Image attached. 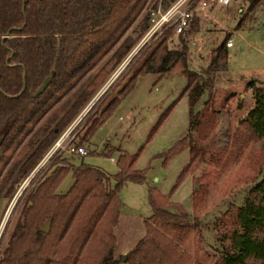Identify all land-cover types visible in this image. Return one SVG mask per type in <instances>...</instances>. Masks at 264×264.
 Returning a JSON list of instances; mask_svg holds the SVG:
<instances>
[{"label": "trees", "instance_id": "obj_1", "mask_svg": "<svg viewBox=\"0 0 264 264\" xmlns=\"http://www.w3.org/2000/svg\"><path fill=\"white\" fill-rule=\"evenodd\" d=\"M151 1L0 0V197L11 194L14 184L38 163L64 127L105 83L111 69L132 49L148 26L144 9ZM171 1L160 3L166 7ZM261 1L249 0L248 9H254ZM198 20L194 13L188 28L177 34L175 46L168 45L169 27L142 46L120 80L112 82L97 100L95 111L85 121L84 132L74 143L84 145L89 141L139 76L184 72L186 81L177 97H186L190 128L162 157L166 163L188 147L189 158L168 193L149 188L152 212L144 220V235L125 255L129 264H189L186 248L192 225L183 206L169 197L216 148L215 111L207 105L211 95L208 75L222 68L227 60L225 37L210 49L203 71L188 68L186 35L198 30ZM134 23L137 27L132 29ZM108 54L114 63L107 69L104 60ZM51 70V82L41 94L33 95ZM24 71L26 85L20 92ZM248 83L252 85L251 81ZM205 91L207 97L196 109L195 104ZM252 103L243 121L248 139L258 141L264 139V82L253 88ZM170 108L171 105L158 115L146 139ZM115 149L120 151L116 158L118 171L111 175L83 159L76 165L57 156L50 170L27 193L0 264H116L114 226L122 205L119 190L128 179L142 182L146 176L145 169L135 165L140 149L129 153L107 145L103 153L111 156ZM68 174L73 181L59 192L58 187ZM258 175L259 179L249 186L241 204L234 209L231 218L235 225L228 231L229 244L213 264H248L249 258L264 264V156ZM48 218L50 230L42 231L40 226Z\"/></svg>", "mask_w": 264, "mask_h": 264}, {"label": "rangeland", "instance_id": "obj_2", "mask_svg": "<svg viewBox=\"0 0 264 264\" xmlns=\"http://www.w3.org/2000/svg\"><path fill=\"white\" fill-rule=\"evenodd\" d=\"M155 2L158 0L149 2L144 13ZM248 2L249 0H228L225 4L210 3L204 10L197 8L194 13L199 19L198 30L189 31L186 35L187 66L196 71H203L211 48L225 37L232 40V45L226 47V64L208 75L211 78V95L207 105L215 111L216 148L206 154L205 160L176 186L169 197L171 201L179 202L183 206L192 225L189 247L186 248L189 264L215 262L222 249L229 244L227 235L235 225L231 218L234 209L241 204L249 186L259 179L258 169L264 156V139H248L243 116L253 105V88L264 82V0L251 10L248 9ZM135 27L136 23L132 29ZM130 32L133 36L136 35L135 32ZM168 39L169 47L178 43L177 34L171 33ZM129 52L111 69L105 83L95 91L92 98L59 134L60 136L68 127H72L68 136L70 138L73 135L70 145L76 143L84 132L85 121L95 111L97 100L105 94L112 82L120 80L136 60L135 53L126 61ZM104 63L107 69L113 65L114 60L110 58V54ZM185 81L186 76L181 70H174L160 77H157V73L139 76L135 86L113 108L89 141L84 143L87 153L93 151L92 154L75 155L69 152L66 146L55 152L40 169L33 172L36 164L24 178L14 184L9 196H1L0 256L21 215L27 193L50 170L57 156L66 157L76 165L83 159L111 175L118 171L116 158L120 151L115 149L111 153L113 159L103 152L107 145H113L129 153L140 149L135 165L145 169L146 176L142 182L128 179L119 190L122 205L120 218L114 226L116 245L113 255L118 259L116 264H129L122 257L144 235V220L152 212L149 188L154 187L168 193L177 172L189 158L188 147L176 152L166 163H163L162 157L163 152L190 128L186 97H177ZM249 81L252 82L251 86ZM103 87L106 88L101 90ZM96 95L99 96L94 100ZM206 97L207 91L195 104L196 109L201 108ZM169 105L171 108L156 131L146 139L158 115ZM72 181L73 178L69 174L65 176L58 191H65ZM170 209L174 211V208ZM248 264L257 262L249 258Z\"/></svg>", "mask_w": 264, "mask_h": 264}, {"label": "built area", "instance_id": "obj_3", "mask_svg": "<svg viewBox=\"0 0 264 264\" xmlns=\"http://www.w3.org/2000/svg\"><path fill=\"white\" fill-rule=\"evenodd\" d=\"M227 1L228 0H172L168 6L163 7L160 0H158L157 3L155 2L152 6L147 8L148 26L143 31L139 42L126 56V61L130 60V57L145 45V43L154 41L155 38L168 27L171 29V33H183L188 28L191 22L190 19L197 8L204 10L210 3L225 4ZM225 45H232L231 38L226 39ZM105 88L106 87H103L101 90H104ZM100 92L101 91H99L98 94H100ZM98 96L99 95H96L93 99L95 100ZM71 128L72 127H68V129L59 136L46 153L43 154V157L38 161L33 172L40 169L55 152L64 149L66 146H68L66 148H68V151L72 154H87V150L83 145H70V139L73 137L72 135L68 138L72 131ZM111 159H113L112 156Z\"/></svg>", "mask_w": 264, "mask_h": 264}, {"label": "water", "instance_id": "obj_4", "mask_svg": "<svg viewBox=\"0 0 264 264\" xmlns=\"http://www.w3.org/2000/svg\"><path fill=\"white\" fill-rule=\"evenodd\" d=\"M6 35H4L3 38H5ZM21 66L24 68V65L21 64ZM53 75H54V70H51L50 74L49 75H46L44 77V80L41 82V84L38 86V88L33 92V95L38 96L39 94H41V92L44 90V88L47 87V85L51 82ZM24 76H25V71H24V74H23V79H24ZM25 85H26V82H25V79H24L23 86H22V89H21L20 92H22L24 90ZM2 137H3V134H0V143H1ZM50 222H51V219L48 218L45 221V223L40 226V229L42 231H49L50 230L49 229ZM124 258H125V256L122 257V259H124Z\"/></svg>", "mask_w": 264, "mask_h": 264}]
</instances>
